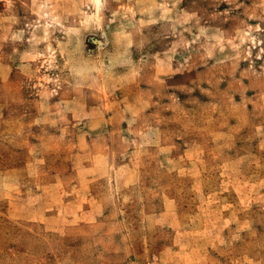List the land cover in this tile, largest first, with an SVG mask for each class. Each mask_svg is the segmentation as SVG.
Segmentation results:
<instances>
[{"label": "rangeland", "instance_id": "374dc122", "mask_svg": "<svg viewBox=\"0 0 264 264\" xmlns=\"http://www.w3.org/2000/svg\"><path fill=\"white\" fill-rule=\"evenodd\" d=\"M0 264H264V0H0Z\"/></svg>", "mask_w": 264, "mask_h": 264}]
</instances>
